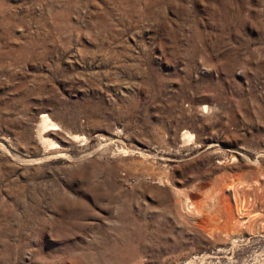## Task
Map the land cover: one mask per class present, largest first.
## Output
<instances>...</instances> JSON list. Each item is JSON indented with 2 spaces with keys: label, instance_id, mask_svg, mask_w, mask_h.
<instances>
[{
  "label": "rangeland",
  "instance_id": "1",
  "mask_svg": "<svg viewBox=\"0 0 264 264\" xmlns=\"http://www.w3.org/2000/svg\"><path fill=\"white\" fill-rule=\"evenodd\" d=\"M0 264H264V0H0Z\"/></svg>",
  "mask_w": 264,
  "mask_h": 264
}]
</instances>
